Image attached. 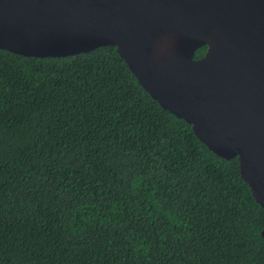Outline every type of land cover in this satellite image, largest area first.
<instances>
[{"label":"trees","instance_id":"trees-1","mask_svg":"<svg viewBox=\"0 0 264 264\" xmlns=\"http://www.w3.org/2000/svg\"><path fill=\"white\" fill-rule=\"evenodd\" d=\"M263 229L235 158L161 109L114 47L0 50V264H264Z\"/></svg>","mask_w":264,"mask_h":264},{"label":"water","instance_id":"water-1","mask_svg":"<svg viewBox=\"0 0 264 264\" xmlns=\"http://www.w3.org/2000/svg\"><path fill=\"white\" fill-rule=\"evenodd\" d=\"M104 46L207 150L235 158L264 211V0H0V50L46 58Z\"/></svg>","mask_w":264,"mask_h":264},{"label":"flooded vegetation","instance_id":"flooded-vegetation-1","mask_svg":"<svg viewBox=\"0 0 264 264\" xmlns=\"http://www.w3.org/2000/svg\"><path fill=\"white\" fill-rule=\"evenodd\" d=\"M199 51L201 52V56H199L198 58H201L203 56V54L205 53V49H199ZM196 53H194L195 55ZM193 55V57H194ZM198 58H194V59H198Z\"/></svg>","mask_w":264,"mask_h":264}]
</instances>
